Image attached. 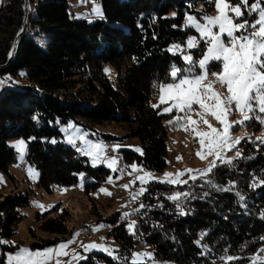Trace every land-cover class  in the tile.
I'll return each instance as SVG.
<instances>
[{
	"label": "trees",
	"instance_id": "trees-1",
	"mask_svg": "<svg viewBox=\"0 0 264 264\" xmlns=\"http://www.w3.org/2000/svg\"><path fill=\"white\" fill-rule=\"evenodd\" d=\"M198 1L100 0L104 20L89 23L70 18L68 0H6L0 6V82L8 85L0 95V172L8 176L16 163L7 140L22 138L25 159L38 172L37 186L45 193L56 186H75L82 173L96 181L86 184L85 191H95L108 171L92 169L86 157L60 142L56 123L69 121L90 132L104 124L129 123L125 130L139 139L142 154L123 151L122 162L162 172L166 116L159 114L160 106L153 107L157 85L169 82L172 64L179 63L170 46L183 44L191 32L183 30L185 14L201 16L214 9L211 0L205 10L194 12ZM105 65L117 70V87L105 74ZM128 109L135 111L133 117ZM238 146L241 154L230 164L218 163L212 172L182 186L147 185L128 218L117 212L104 220L119 249L115 258L97 259L133 264L134 246L143 244L153 249L152 263L264 264V143L244 140ZM174 190L188 195L171 200ZM27 205L25 195L0 202V237L11 234L8 227L19 219L15 210ZM50 213L38 218L43 219L41 229L66 235L64 218ZM229 256L235 259L227 260Z\"/></svg>",
	"mask_w": 264,
	"mask_h": 264
},
{
	"label": "rangeland",
	"instance_id": "rangeland-1",
	"mask_svg": "<svg viewBox=\"0 0 264 264\" xmlns=\"http://www.w3.org/2000/svg\"><path fill=\"white\" fill-rule=\"evenodd\" d=\"M211 0H200L194 6V12L200 13L206 9L205 3ZM6 0H0V6H2ZM232 6L239 4L240 0H227ZM264 0H260L261 7H264ZM249 5L256 3V0H248ZM99 8L102 15H97L94 11L95 8ZM243 16L238 18L237 22H243L244 20L255 22L259 18L258 11H251L248 8H243ZM68 14L71 19H82L89 23L95 21H103L104 14L100 0H68ZM171 13L170 16H174ZM218 15L215 3L214 9L209 14H203L198 16L194 13H186L184 16L183 30H190L187 34L183 44H172L170 46V52L172 55L179 57V63H173L170 69V79L167 83H175L185 75H188V70L191 69V74L196 75L201 73V69L198 66L190 65L184 57L191 55L194 61H199L202 58L203 53L206 51V45L204 43V37L201 36L197 28L188 23V17H193L199 24H207L205 17H215ZM229 15H234L229 12ZM213 31H218L214 28ZM241 32H237L236 35H241ZM190 38H196V44L192 47H188V41ZM181 70L178 74L176 81L171 77V71L173 69ZM108 69V71H105ZM221 70V64L218 61L210 62L208 66L209 73L218 72ZM104 72L107 77L112 81L113 85L117 87V70L110 66H104ZM123 72V69L121 70ZM216 80L215 77L208 75L203 81V84L207 85L210 82ZM1 81V80H0ZM7 82H0V90L4 88ZM166 84V83H165ZM7 88V87H6ZM213 90L218 92L222 99L226 98L228 93L226 87H222L219 82H216L213 86ZM2 91H0V95ZM167 95V92H158L157 98L154 105L160 106V115L166 116L164 125L166 129V156L165 163L166 167L162 172L146 171L138 166L135 162L124 163L121 169H118V162L113 165V168L108 167V160L115 158L106 157L104 144L106 142L113 143V153H121L123 151H130L137 155L142 154V147L138 138L129 137L125 128L129 126V123H111L96 126L95 132L84 130L82 126L75 122L69 121L67 124L56 123V127L61 134L60 142L75 149L78 154L86 157L88 165L92 169L100 167L105 168L108 171V175L96 188V190L85 191L86 184L96 183L94 179H86L84 174H80L78 177V183L72 187H53L50 194L45 193L42 189L37 186L38 172L35 168L28 164L27 171L24 174L18 168L17 164L24 163L26 161V149L27 143L22 138H9L7 145L11 147L16 153V163L9 169V175L6 176L0 172V202L6 197H13L15 195H25L28 198V205L15 210L18 216V221L14 222L8 227V231L11 232L8 236L0 237V247L3 248V263L2 264H19L15 259L18 255H21V249H28L31 253L44 252L47 249L58 250V246L61 243L67 244L64 249L67 255H57L56 251L51 254L50 258L39 257L36 258L38 262L43 261V264H81L88 261H92L95 264H105L102 260H98V255H104L115 258V253L119 249V245L108 235L110 226L107 225L104 220L111 215L120 212L127 217L132 214L146 191L147 185L150 183H161L164 185H170L173 187L182 186L184 181L193 180V177L199 178L205 176L204 173L210 165V162L216 160L218 163H223L222 160L216 159L215 156H206L205 159H201L196 153L201 151V145L199 143L200 137L192 131H185L184 127L189 129L195 128L197 132H210L208 125L203 123V120L197 113H205L203 116L204 120L208 121L212 127L222 130L223 126L216 120V118L207 112L205 109H201L199 105H193L194 111L181 112L175 108L172 111L165 112L164 108L169 107L172 101L161 104L159 95ZM120 97L124 99L125 93H121ZM209 103V101H205ZM211 103H214L212 101ZM128 116H134L135 111L128 109ZM185 115L190 116L191 120L196 121L195 125L186 123L184 119L177 121V118H183ZM254 118L245 121L244 124H234L230 129L229 135L234 140L235 138H241L240 142L247 140L248 142L261 141L257 137L264 136V124L261 123L260 119L255 117H264V113L254 112L249 113ZM228 121H240L243 119L240 111L236 110L233 105V111L228 114ZM78 122L84 123L83 120L79 119ZM172 121V123H169ZM183 125V127H182ZM109 135L115 138L113 141H104L100 135ZM83 137V139H81ZM69 139L73 143H69ZM23 141V150L17 147L18 142ZM209 142L208 138L205 137V145ZM232 140L229 141V144ZM99 144L102 146L103 151L100 153L101 159L97 161L95 165L92 163V157L87 155L91 145ZM240 144V143H239ZM237 144L234 148L225 147L221 155L224 160H232L238 158L236 153L241 148ZM79 146V147H78ZM116 146H119L118 148ZM140 149L141 151H137ZM203 152L207 153V147L203 149ZM241 154V153H240ZM178 157L180 159H178ZM117 161V160H116ZM135 166V168H133ZM116 169V170H114ZM20 170V171H18ZM145 173H151V177L147 178L145 183H141L138 177H142ZM172 174L171 179L177 178V173H181L177 183H169V177L166 174ZM208 174V173H207ZM206 174V175H207ZM127 185V187H124ZM145 189L143 193L141 189ZM66 189V191H64ZM101 189H106L111 195H107L101 192ZM177 193L181 195L184 192L174 190L169 196H175ZM180 195V196H181ZM172 200V199H171ZM43 205L44 207H39ZM51 212V213H50ZM50 213L49 217L59 218L63 217L65 226L68 233L64 236H58L55 234L44 232L41 229L43 219H38L44 214ZM127 213V215H125ZM104 225L103 227H100ZM129 228V227H128ZM133 229V228H132ZM132 229L130 231H132ZM83 230H90L92 236L83 238ZM79 233V235H76ZM55 238H58L57 242H53ZM71 241V243H69ZM102 245L105 248L111 250L112 254L109 255L107 252L98 249L86 250L85 246L90 244ZM151 253V257L141 255L137 257L135 254ZM1 254V248H0ZM75 257V258H74ZM80 257H83L81 259ZM153 258V249L148 245L136 244L130 257V263H147V264H173V263H160L151 262Z\"/></svg>",
	"mask_w": 264,
	"mask_h": 264
},
{
	"label": "snow or ice",
	"instance_id": "snow-or-ice-1",
	"mask_svg": "<svg viewBox=\"0 0 264 264\" xmlns=\"http://www.w3.org/2000/svg\"><path fill=\"white\" fill-rule=\"evenodd\" d=\"M215 3L218 15L215 17H205L207 24H199L196 20L189 16L188 23L194 25L200 32L201 36L204 37V43L206 45V51L203 53L202 58L199 61H194L191 55H187L184 59L192 66H198L201 69L200 74L192 75L191 69L188 70V75L182 76L178 82L166 83L157 85L161 93L167 92V95H159L161 104L167 103L169 100L172 101L169 107L163 109L165 112L172 111L173 108L181 111L188 112L194 111L193 105H199L201 109H205L210 112L216 120L223 126L222 130L216 129L208 124L207 120L203 119L205 113H197L203 120V123L208 125L210 132H197L195 128L189 129L184 127L185 131L195 132L200 137L199 143L201 145V151L196 154L201 159H205L206 156H215L216 159L222 160L224 163H231L232 161L224 160L221 155L225 147L234 148L240 143L241 138H235L234 140L230 137L229 132L234 124H244L253 116L249 113L260 112L264 113V7H261L260 0H256V3L249 5L248 0H240L239 4L232 6L227 0H213ZM243 8H248L251 11H258L259 18L255 22H249L244 20L243 22H237L238 18L244 15ZM97 15H102L100 9L97 7L94 9ZM229 12L234 15H229ZM175 15V14H173ZM217 28L218 31H213ZM241 32L242 34L237 36L236 33ZM196 44V38H190L188 41V47L192 48ZM218 61L221 64V70L218 72L208 71L210 62ZM108 71V69H105ZM181 73L179 69H173L171 71V77L176 81L178 74ZM211 75L216 80L209 84H203V81ZM216 82H219L222 87L227 89V97L223 98L221 95L213 90V86ZM209 101L206 103L205 101ZM214 101V103H211ZM234 108L243 116L240 121H228V114L233 111ZM158 107V105H153ZM261 120L264 124V117H255ZM184 119L186 123L195 125L197 122L191 120L190 116L185 115L183 118L178 117L177 121ZM169 123H172L170 121ZM183 127V125H182ZM205 137L208 138L209 142L205 145ZM83 139V137H81ZM264 143V136L257 137ZM232 143L229 144V141ZM55 143V141H53ZM69 143H73L69 139ZM23 141L18 142L17 147L23 150ZM207 147V153L203 152V149ZM117 148L119 146H116ZM141 151L140 149H136ZM103 148L99 144L91 145L86 152L87 155L92 157V163L95 165L97 161L101 159L100 153ZM236 156L239 157L240 153L237 152ZM178 159H180L178 157ZM117 163L115 158L108 160V167L113 168V165ZM216 167V160L210 162L207 170L202 174L212 172L213 168ZM135 168V166H133ZM116 170V169H114ZM151 173H145L144 176L138 177L141 183H145L148 177H151ZM176 179H171L172 174H166L169 177L167 182L177 183L181 173H177ZM195 177H193L194 179ZM2 181V177H0ZM187 181H184L186 183ZM124 187H127L125 185ZM66 191V189L64 190ZM107 195L111 193L107 192L106 189H101ZM145 189H141L143 193ZM180 193L175 196H170L169 199L178 200ZM188 195V194H183ZM44 207L43 205H38ZM143 207V205H141ZM183 214V212L181 213ZM127 215V213L125 214ZM135 222L129 225L131 230ZM101 225L100 227H103ZM79 235V233H76ZM2 242V241H0ZM71 243V241H69ZM67 244L61 243L58 246V250L47 249L44 252L31 253L28 249H21V255L15 257L19 264H43V261L38 262L36 258L44 257L50 258L51 254L56 251L57 255H67L64 249ZM86 250L98 249L107 252L109 255L112 254L111 250L98 244H90L85 246ZM264 251V250H262ZM137 257L145 255L151 257V253L135 254ZM75 258V257H74ZM83 259V257H80ZM235 259L234 257H227V260ZM57 264H60L57 261Z\"/></svg>",
	"mask_w": 264,
	"mask_h": 264
},
{
	"label": "built area",
	"instance_id": "built-area-1",
	"mask_svg": "<svg viewBox=\"0 0 264 264\" xmlns=\"http://www.w3.org/2000/svg\"><path fill=\"white\" fill-rule=\"evenodd\" d=\"M113 146L114 145H113L112 142H106L104 144V147H105V155H106V157H112V156H114L115 159L118 162V153H116V154L113 153V151H112ZM19 165L21 167V166H23V163H20ZM117 166H118V169H120L119 168V163L117 164ZM91 236H92V234H91V231L90 230H83V238H80V239H85V238L91 237ZM48 264H50V263H48Z\"/></svg>",
	"mask_w": 264,
	"mask_h": 264
},
{
	"label": "bare ground",
	"instance_id": "bare-ground-1",
	"mask_svg": "<svg viewBox=\"0 0 264 264\" xmlns=\"http://www.w3.org/2000/svg\"><path fill=\"white\" fill-rule=\"evenodd\" d=\"M8 86V85H7ZM6 88V87H5ZM4 88V89H5ZM3 88L0 90V91H2V90H4ZM123 159H121V154H118V163H119V168L121 169L122 167H123ZM27 162H24L23 163V166H21L20 167V165L18 164V168L21 170V171H23V173L22 174H24L25 173V171H27ZM20 170H18V171H20Z\"/></svg>",
	"mask_w": 264,
	"mask_h": 264
},
{
	"label": "water",
	"instance_id": "water-1",
	"mask_svg": "<svg viewBox=\"0 0 264 264\" xmlns=\"http://www.w3.org/2000/svg\"><path fill=\"white\" fill-rule=\"evenodd\" d=\"M22 32H23V29L19 32V34H18V36H17V38H16V40H15V42H14V44H13L11 50H10V53H9V61H11V59H12V58L14 57V55H15L16 47H17V43H18V40H19V38H20Z\"/></svg>",
	"mask_w": 264,
	"mask_h": 264
}]
</instances>
